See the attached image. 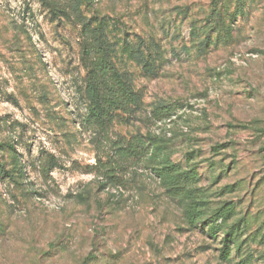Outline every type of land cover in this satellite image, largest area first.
I'll use <instances>...</instances> for the list:
<instances>
[{
  "label": "rangeland",
  "instance_id": "1",
  "mask_svg": "<svg viewBox=\"0 0 264 264\" xmlns=\"http://www.w3.org/2000/svg\"><path fill=\"white\" fill-rule=\"evenodd\" d=\"M215 8L236 11L0 0V162L14 178H0V264H264V0L222 24ZM99 30L140 97L106 129L83 95ZM162 106L171 118L154 117ZM120 143L139 153L123 168ZM172 165L191 195L158 176Z\"/></svg>",
  "mask_w": 264,
  "mask_h": 264
},
{
  "label": "trees",
  "instance_id": "2",
  "mask_svg": "<svg viewBox=\"0 0 264 264\" xmlns=\"http://www.w3.org/2000/svg\"><path fill=\"white\" fill-rule=\"evenodd\" d=\"M251 0H233L235 2L236 11L233 14L217 11L216 8L210 13L213 21L217 24L226 23L230 16L234 19L244 17ZM225 21V22H224ZM100 29V27H99ZM225 37L229 34L224 30ZM95 41L89 44V47L84 48V55L82 60L86 66V84L83 91L84 98L87 105V117L95 125L101 129H106L109 123L114 121V117L119 113L128 114L138 104L140 97L135 89V86L128 75L122 72L115 63L117 56L114 48L110 46L109 39L102 36V32H95ZM212 41L208 43L209 47L213 44ZM130 55L138 54V51L129 49ZM135 57H138L137 55ZM140 57V55H139ZM147 66V65H146ZM149 67V65H148ZM173 108L170 106H162L156 108L154 117L157 119H168L173 116ZM119 165L123 168L131 159L138 156L136 147L133 145L116 147ZM12 149V148H11ZM123 166V167H122ZM158 176L167 184L169 190L174 192L177 196L191 195L194 185V177L183 172L182 169L175 166H165L160 169ZM0 178L3 182H12V173L8 172L5 166L0 162ZM193 220L197 223L202 219V212L199 206L191 210ZM216 229V228H215ZM225 243H234L237 239V232L234 230L227 232ZM228 248V246H227ZM231 252L228 253V259Z\"/></svg>",
  "mask_w": 264,
  "mask_h": 264
}]
</instances>
